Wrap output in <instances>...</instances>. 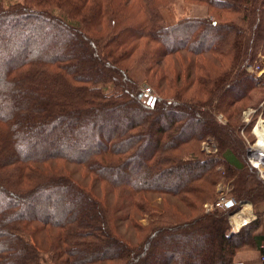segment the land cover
Masks as SVG:
<instances>
[{"label": "trees", "instance_id": "16d2710c", "mask_svg": "<svg viewBox=\"0 0 264 264\" xmlns=\"http://www.w3.org/2000/svg\"><path fill=\"white\" fill-rule=\"evenodd\" d=\"M163 1L0 5V264H243L235 256L247 243L264 254V235L250 227L228 234L229 208L202 209L221 179L264 206V181L209 112L219 95L237 120L239 108L229 109L249 97L253 81L242 69L264 43V0H194L227 21L167 26ZM32 5L55 7L60 19L25 8ZM148 51L154 75L156 56L180 52L233 54L234 67L217 74L199 59L191 86L206 99L143 102L126 63ZM208 136L212 156L200 149ZM66 165L89 183L65 175Z\"/></svg>", "mask_w": 264, "mask_h": 264}, {"label": "rangeland", "instance_id": "374dc122", "mask_svg": "<svg viewBox=\"0 0 264 264\" xmlns=\"http://www.w3.org/2000/svg\"><path fill=\"white\" fill-rule=\"evenodd\" d=\"M21 2L22 0H0V5L5 7L10 5L13 6V8L15 7L17 10H19L23 8ZM25 8H28L29 11H33L34 14L49 20L50 22L60 19L61 16V12L55 7L45 8L32 5L31 7L25 6ZM211 11L212 10L209 9V6L206 3H198L194 0H165L159 7L160 23L164 26H167L175 24L181 20L189 19H205L208 21L219 20L221 23L222 21H227L223 16H214ZM247 32V34L250 35V30H247ZM156 57L159 62L157 65H160L161 68V70L158 71L159 73L156 72V75L151 74V71H147V66L144 64L145 61L149 62V51L146 55L141 53L138 56V60L131 59L129 63H126L131 67L129 69V74L137 82V90L142 93L140 100L143 102L146 99L149 100L148 98L152 99L154 97L172 101L177 99V95H180L184 100L186 99V101L190 100V96L198 98L202 97V99H206V97L202 96L201 94L202 87H200V85H198L199 88L195 85L191 86V80L193 79L194 74H199V70H195V73H193L194 68L197 67V61L199 62V59H203V61L200 62V67L211 69L215 68L216 66L215 72H217V74L227 70L229 65L234 67L233 54L232 56L231 54H227L226 57L220 59L212 55L197 57L185 52H180L174 55H164L160 58L158 56ZM213 64L215 66H213ZM166 66H168V70H165ZM242 70L251 78V81L253 82L252 89L248 94L249 97L246 100L233 104V106L229 109L231 111L236 110L235 107L239 108V110L237 109V120L234 119V116H229L228 114H225V112H222V108L219 106L221 102V96L218 97L219 95L213 98L209 112L211 113L217 125L229 127L231 131V141L233 144L238 143L240 146L242 152V163L244 165L246 164L250 169L255 171L259 180L264 181V179L260 178L258 172L247 163L248 161H246V149L248 146H254L255 149L259 148L256 146V142H258L257 137L253 133V130L256 127L259 119H261V125H264V43L257 48L254 60L249 64L244 65ZM157 73L159 76H157ZM191 74L192 76L189 77ZM148 76L150 79H155L156 88L152 87V83L148 81ZM196 79H198V77H196ZM202 82L204 87L206 79ZM146 91H149L151 95L144 96L143 93ZM259 126L260 125H258V127ZM200 149L205 155H215L217 151V144L214 138L208 136L200 143ZM64 168L65 175L68 174V176H70L73 181L79 184L89 183V176L85 177L83 180L81 178L80 170L77 171V167L66 165ZM217 169L223 173L224 166L220 165ZM232 191L233 186L231 184H229L224 179L219 180L213 189L211 201L205 202L202 205L203 212L206 213L214 211L215 208L211 210L207 208L210 205H213L220 195L225 194L228 197H232L236 201V205L232 208H229L230 210L227 213V222L229 228L228 234H237L244 227H250L253 230L254 235H264V206L260 205L258 207H254V205L252 206L245 201H242L240 198L234 196ZM242 210L247 211V213L251 216V220L246 226L240 227L238 230H236L232 217ZM145 220L146 217L140 219L138 223L145 225L147 223ZM127 229H124L121 232H124L126 235L131 237L133 233L129 228ZM261 255V252H258L252 245L247 243L240 246L238 252L236 253L235 260L243 264H262Z\"/></svg>", "mask_w": 264, "mask_h": 264}, {"label": "built area", "instance_id": "2783aa9c", "mask_svg": "<svg viewBox=\"0 0 264 264\" xmlns=\"http://www.w3.org/2000/svg\"><path fill=\"white\" fill-rule=\"evenodd\" d=\"M143 95L144 96H150L151 94L149 91H146L143 93ZM246 155H247L246 160L248 161L249 165L252 166L258 172L261 179H264V154H262L259 151H256L254 146L249 145L248 148L246 149ZM253 161L258 162L259 166L255 167L253 164ZM227 204H230V207H228V208H232L233 206L236 205V201L232 197H228L227 195L222 194V195H220V197L217 198L216 202L213 205H210L207 209H209V210H211L213 208H215V209H226ZM242 211L239 213H242ZM238 214H236V215H238ZM236 215H233V217H232L233 224H235L234 223V217ZM249 218H251L250 215H249ZM250 220L251 219H248L246 221V223L244 225H241L240 227L246 226L250 222ZM236 230H238V229H236ZM260 248L264 249V246H261ZM261 260H262V264H264V254L261 255Z\"/></svg>", "mask_w": 264, "mask_h": 264}, {"label": "bare ground", "instance_id": "6f19581e", "mask_svg": "<svg viewBox=\"0 0 264 264\" xmlns=\"http://www.w3.org/2000/svg\"><path fill=\"white\" fill-rule=\"evenodd\" d=\"M260 122H261V119H259V121L257 122L256 127L253 130V133L257 137V141H258V142H256L257 143L256 146L259 147V148H256L255 150L261 152L262 154H264V148H263L264 147V125H261ZM258 125H260V126L258 127ZM255 132L257 133V135H256ZM253 164H254L255 167L259 166L258 162L253 161ZM248 219H250L249 218V214L247 213L246 210H243L242 213H239L238 215H236L234 217L235 228L239 229L240 226L244 225Z\"/></svg>", "mask_w": 264, "mask_h": 264}, {"label": "water", "instance_id": "95a60500", "mask_svg": "<svg viewBox=\"0 0 264 264\" xmlns=\"http://www.w3.org/2000/svg\"><path fill=\"white\" fill-rule=\"evenodd\" d=\"M226 207H227V208L230 207V204H227Z\"/></svg>", "mask_w": 264, "mask_h": 264}]
</instances>
